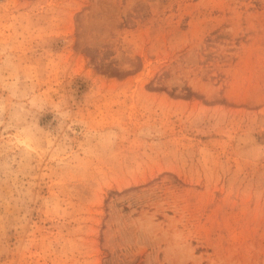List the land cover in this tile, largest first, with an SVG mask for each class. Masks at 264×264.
I'll use <instances>...</instances> for the list:
<instances>
[{"label": "rangeland", "instance_id": "rangeland-1", "mask_svg": "<svg viewBox=\"0 0 264 264\" xmlns=\"http://www.w3.org/2000/svg\"><path fill=\"white\" fill-rule=\"evenodd\" d=\"M0 264H264V0H0Z\"/></svg>", "mask_w": 264, "mask_h": 264}]
</instances>
